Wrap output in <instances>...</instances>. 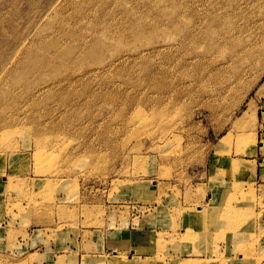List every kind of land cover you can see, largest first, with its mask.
<instances>
[{"label":"rangeland","instance_id":"374dc122","mask_svg":"<svg viewBox=\"0 0 264 264\" xmlns=\"http://www.w3.org/2000/svg\"><path fill=\"white\" fill-rule=\"evenodd\" d=\"M263 106L264 0H0V264H260ZM142 225L151 255L90 254Z\"/></svg>","mask_w":264,"mask_h":264},{"label":"crops","instance_id":"0c3cea01","mask_svg":"<svg viewBox=\"0 0 264 264\" xmlns=\"http://www.w3.org/2000/svg\"><path fill=\"white\" fill-rule=\"evenodd\" d=\"M260 123H259V134H258V147L256 150V155H257V159H250L247 164H249L251 167H254V174L252 175L255 179H256V188L257 190L261 189L264 192V158H262L261 156L264 155V106L260 109ZM263 132H261L262 130ZM254 160L256 161L254 163ZM224 187L223 185H216V186H212L210 187V192L209 197H208V202H211V197L212 200L215 201V205H218V201H220V197H221V193H220V189ZM220 188V189H219ZM264 200V199H263ZM206 203V204H207ZM263 205H264V201H263ZM238 210V209H236ZM247 212H250L251 214H253L256 218V222L253 225V229H251V227H248V234H258L261 228H264V207L260 208L259 204L256 203L255 205H251L248 208H246ZM262 215V216H261ZM141 219H140V223H141ZM188 229L190 230L191 233H196L198 236L204 234V236H209L212 237V235L214 233H212L213 230H208V231H204L202 228V219L198 214H194L192 215L190 218L188 217ZM164 222L162 221L159 224V219H156V224H155V236L157 235V233L159 232H172L173 227L170 225H174L175 230L177 232H179L180 234H185V227L183 226V219L182 218H176L174 219V222L172 224L167 223L163 224ZM146 225V224H145ZM139 226V227H128L126 229H123L121 231H110V234L103 237L102 239H99L98 236H94L92 235V239H91V252L90 254L92 255H103V254H109V253H114V252H128L130 250L134 251L136 249L140 250V252L142 251V256L146 257L152 254V252L150 251V248H152V228L150 226ZM168 226L166 229H164L163 226ZM93 233V232H92ZM190 233V234H191ZM245 233V232H244ZM243 236V233H241ZM227 236V235H226ZM236 238L231 240L230 238H223V235H220L221 241L219 243L220 249L224 250V252H222L225 255V258L227 257L226 255H233L238 258V252L237 249L239 248L240 244H242V242L239 239V234H236ZM231 237V236H229ZM205 239V237H204ZM211 239V238H210ZM205 242V241H204ZM232 242L234 243V245L232 244ZM80 248V246H79ZM234 250V252H233ZM155 251H157V249H155ZM80 256L84 253L83 250L80 251ZM167 253L172 254V256L174 258H182V259H186L184 256L187 255L186 252H178V251H173V250H167ZM237 261H241L239 259H236ZM247 264H255L256 262V256H254V254H252V256H250L248 258ZM234 264H237V262L235 261ZM260 264H264V261H261Z\"/></svg>","mask_w":264,"mask_h":264}]
</instances>
